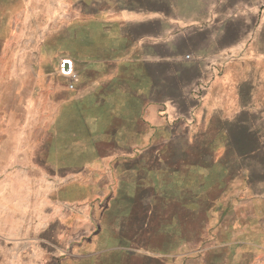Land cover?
Here are the masks:
<instances>
[{
    "label": "rangeland",
    "instance_id": "1",
    "mask_svg": "<svg viewBox=\"0 0 264 264\" xmlns=\"http://www.w3.org/2000/svg\"><path fill=\"white\" fill-rule=\"evenodd\" d=\"M77 8L0 0V264H264V188L236 182L213 200L224 177L208 166L201 205L164 200L161 158L200 150L188 115L204 91H62L83 71L73 54L114 44L96 25L86 31ZM64 58L78 74L73 88Z\"/></svg>",
    "mask_w": 264,
    "mask_h": 264
},
{
    "label": "crops",
    "instance_id": "2",
    "mask_svg": "<svg viewBox=\"0 0 264 264\" xmlns=\"http://www.w3.org/2000/svg\"><path fill=\"white\" fill-rule=\"evenodd\" d=\"M70 2L86 31L96 25L100 40L114 44L73 54L83 71L75 90L62 91H204L188 115L200 126L192 137L200 150H171L161 158L169 177L165 201L201 205L208 166L224 177L213 200L236 182L243 190L264 188V0H200L193 9L171 0L164 9L143 7L139 0ZM124 41L131 42L128 50L118 48ZM188 173L195 176L191 185ZM259 206L264 222V198Z\"/></svg>",
    "mask_w": 264,
    "mask_h": 264
},
{
    "label": "built area",
    "instance_id": "3",
    "mask_svg": "<svg viewBox=\"0 0 264 264\" xmlns=\"http://www.w3.org/2000/svg\"><path fill=\"white\" fill-rule=\"evenodd\" d=\"M66 61H70V64H71V65H70V69L67 70V71H63V64H64ZM61 71H62V73H63L64 75H66V76L69 78V80L71 81L69 87H70V88H73V86H74V82H76L77 79H78V74H77V72L74 70L73 65H72V61H71L69 58L61 59Z\"/></svg>",
    "mask_w": 264,
    "mask_h": 264
},
{
    "label": "water",
    "instance_id": "4",
    "mask_svg": "<svg viewBox=\"0 0 264 264\" xmlns=\"http://www.w3.org/2000/svg\"><path fill=\"white\" fill-rule=\"evenodd\" d=\"M70 61H66L64 64H63V71H67L70 69Z\"/></svg>",
    "mask_w": 264,
    "mask_h": 264
},
{
    "label": "trees",
    "instance_id": "5",
    "mask_svg": "<svg viewBox=\"0 0 264 264\" xmlns=\"http://www.w3.org/2000/svg\"><path fill=\"white\" fill-rule=\"evenodd\" d=\"M208 169V168H207ZM208 173V171L207 170H205L204 171V174H203V181L205 182V184L207 183L208 184V182H207V176H209V174H207ZM208 200V199H207Z\"/></svg>",
    "mask_w": 264,
    "mask_h": 264
}]
</instances>
